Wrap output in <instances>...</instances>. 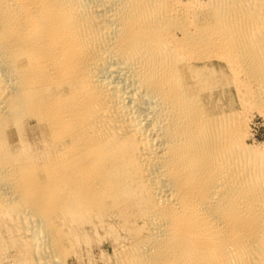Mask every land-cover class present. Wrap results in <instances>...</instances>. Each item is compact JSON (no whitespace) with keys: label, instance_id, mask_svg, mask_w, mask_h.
Instances as JSON below:
<instances>
[{"label":"bare ground","instance_id":"bare-ground-1","mask_svg":"<svg viewBox=\"0 0 264 264\" xmlns=\"http://www.w3.org/2000/svg\"><path fill=\"white\" fill-rule=\"evenodd\" d=\"M257 119L264 0H0V264H264Z\"/></svg>","mask_w":264,"mask_h":264},{"label":"rangeland","instance_id":"rangeland-1","mask_svg":"<svg viewBox=\"0 0 264 264\" xmlns=\"http://www.w3.org/2000/svg\"><path fill=\"white\" fill-rule=\"evenodd\" d=\"M258 120V121H257ZM252 124V128L255 131L256 134H258L261 137H264V121L262 119H257ZM108 244H105L107 246ZM99 250L97 249V253Z\"/></svg>","mask_w":264,"mask_h":264}]
</instances>
